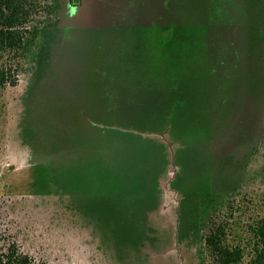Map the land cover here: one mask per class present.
I'll return each mask as SVG.
<instances>
[{
    "label": "rangeland",
    "instance_id": "1",
    "mask_svg": "<svg viewBox=\"0 0 264 264\" xmlns=\"http://www.w3.org/2000/svg\"><path fill=\"white\" fill-rule=\"evenodd\" d=\"M163 1L46 0L0 89V254L214 264L211 228L247 243L264 214V0ZM109 5L117 23L93 22Z\"/></svg>",
    "mask_w": 264,
    "mask_h": 264
},
{
    "label": "trees",
    "instance_id": "2",
    "mask_svg": "<svg viewBox=\"0 0 264 264\" xmlns=\"http://www.w3.org/2000/svg\"><path fill=\"white\" fill-rule=\"evenodd\" d=\"M181 1L164 0L163 3L180 15L184 11ZM46 7V0H0V89L16 85L18 69L22 70L20 63L37 36L34 25L46 13ZM167 29L164 30L168 32L160 30L161 36L158 32L162 46L171 41L172 33ZM224 232L225 227L217 225L205 238V247L214 264H264V214L249 225L244 247L224 242ZM0 264H31V260L13 245L0 254Z\"/></svg>",
    "mask_w": 264,
    "mask_h": 264
},
{
    "label": "water",
    "instance_id": "3",
    "mask_svg": "<svg viewBox=\"0 0 264 264\" xmlns=\"http://www.w3.org/2000/svg\"><path fill=\"white\" fill-rule=\"evenodd\" d=\"M112 8H113V6H108V8L107 7H102V14H101V16L102 17H105V16H109V19H106V21H105V19H100L99 18V20H98V18L97 17H100L99 16V14H98V16H97V14H96V18L93 20V22H95V23H97L98 25H102V26H113V25H115L117 22L115 21L116 20V18L114 17L113 18V15L111 14V12H112ZM108 11V14L106 15V12ZM93 17H94V14H93ZM92 17V18H93ZM97 25V26H98Z\"/></svg>",
    "mask_w": 264,
    "mask_h": 264
}]
</instances>
